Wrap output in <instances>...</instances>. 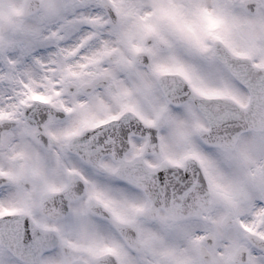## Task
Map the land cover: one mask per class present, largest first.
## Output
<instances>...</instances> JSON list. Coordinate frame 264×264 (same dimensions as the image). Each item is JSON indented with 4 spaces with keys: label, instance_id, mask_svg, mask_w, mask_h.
Instances as JSON below:
<instances>
[{
    "label": "snow or ice",
    "instance_id": "6c2138e0",
    "mask_svg": "<svg viewBox=\"0 0 264 264\" xmlns=\"http://www.w3.org/2000/svg\"><path fill=\"white\" fill-rule=\"evenodd\" d=\"M0 264H264V0H0Z\"/></svg>",
    "mask_w": 264,
    "mask_h": 264
}]
</instances>
